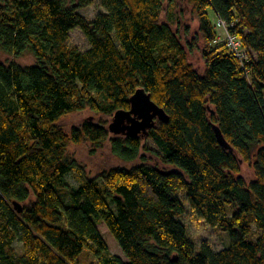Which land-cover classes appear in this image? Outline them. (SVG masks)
Returning a JSON list of instances; mask_svg holds the SVG:
<instances>
[{
  "label": "trees",
  "instance_id": "obj_1",
  "mask_svg": "<svg viewBox=\"0 0 264 264\" xmlns=\"http://www.w3.org/2000/svg\"><path fill=\"white\" fill-rule=\"evenodd\" d=\"M179 1L101 0L89 20L80 10L94 0H0V51L36 58L0 61V264H74L87 249L100 264H264V0H186L194 33L178 21ZM217 18L248 60L216 42ZM75 28L86 51L70 45ZM198 51L202 66L189 58ZM140 87L169 115L145 138L114 136L92 119L69 132L59 123L87 108L129 109ZM86 140H109L115 156L142 162L85 177L68 148ZM73 169L79 186L67 180ZM182 193L228 234L224 249L190 237ZM97 222L128 260L106 255Z\"/></svg>",
  "mask_w": 264,
  "mask_h": 264
},
{
  "label": "rangeland",
  "instance_id": "obj_2",
  "mask_svg": "<svg viewBox=\"0 0 264 264\" xmlns=\"http://www.w3.org/2000/svg\"><path fill=\"white\" fill-rule=\"evenodd\" d=\"M100 11H104V8L101 6V0H94L91 6L81 9L80 13L86 16L89 20H93ZM174 12L178 16V21H180L184 27L187 25L191 27L193 33L196 32L198 23L192 12L191 4H189L186 0H180ZM163 17L164 19L166 18V12L163 14ZM183 35L185 37V34ZM70 45L77 47L82 51H86L90 47L88 39L80 28H75L70 32ZM189 58L195 65H203L202 54L200 51L190 54ZM0 61L4 63L16 61L21 65H32L36 62V58L31 52H25L23 55L15 57L11 54L0 51ZM86 119H92L95 122H105L109 124L112 116L104 113H97L87 108L81 112L64 116L59 123L67 132H69L73 126L80 125ZM68 153L70 157L76 160L83 168L84 176L89 178L97 177L103 171L110 170L114 167L131 168L142 162L139 158L134 161H124L115 156L112 153L109 140L104 142L100 147H96L88 140L80 144L71 143L68 148ZM147 157H149V155H147ZM149 162L156 165L160 169H171V167L160 163L155 157L149 159ZM244 170L245 176L248 180L254 177L252 169L248 166H244ZM82 179L83 178L79 176L76 169L71 170V172L67 175V180L73 186H79L83 181ZM180 196L186 208L185 213L180 217V219L186 224L190 237L197 245H200L205 240L215 251L224 249L229 242L228 234L220 228L210 225L205 219L199 218L192 211L186 195L182 193ZM97 226L108 245V252L106 255H118L124 260H128L123 249L117 242L114 235L109 231L106 224L104 222H97ZM14 246L17 248L19 254L24 253L23 244L19 240L14 242ZM101 259L102 257H98L94 250L87 249V251H85L74 264H100Z\"/></svg>",
  "mask_w": 264,
  "mask_h": 264
},
{
  "label": "water",
  "instance_id": "obj_3",
  "mask_svg": "<svg viewBox=\"0 0 264 264\" xmlns=\"http://www.w3.org/2000/svg\"><path fill=\"white\" fill-rule=\"evenodd\" d=\"M130 101L131 107L117 110L108 124V129L114 136L145 138L149 134V130L156 126L158 120L163 122L169 120L165 109L156 103L151 93L143 87L135 91ZM214 129L219 143L227 149H232L221 129L217 125L214 126Z\"/></svg>",
  "mask_w": 264,
  "mask_h": 264
},
{
  "label": "built area",
  "instance_id": "obj_4",
  "mask_svg": "<svg viewBox=\"0 0 264 264\" xmlns=\"http://www.w3.org/2000/svg\"><path fill=\"white\" fill-rule=\"evenodd\" d=\"M216 26L218 30L216 42L225 43L241 62L248 60L249 54L241 39L229 30L227 23L223 19L217 18Z\"/></svg>",
  "mask_w": 264,
  "mask_h": 264
}]
</instances>
